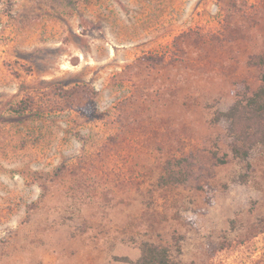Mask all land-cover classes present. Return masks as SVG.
I'll return each instance as SVG.
<instances>
[{
	"label": "rangeland",
	"instance_id": "obj_1",
	"mask_svg": "<svg viewBox=\"0 0 264 264\" xmlns=\"http://www.w3.org/2000/svg\"><path fill=\"white\" fill-rule=\"evenodd\" d=\"M263 76L264 0H0V264H264Z\"/></svg>",
	"mask_w": 264,
	"mask_h": 264
},
{
	"label": "trees",
	"instance_id": "obj_2",
	"mask_svg": "<svg viewBox=\"0 0 264 264\" xmlns=\"http://www.w3.org/2000/svg\"><path fill=\"white\" fill-rule=\"evenodd\" d=\"M222 116L230 124L232 153L236 159L247 162L257 147L264 149V76L262 85L251 96L238 99ZM187 180L188 174L178 172L174 183ZM177 252L180 254L181 248ZM123 260L127 264H183L174 258L169 247L153 243L143 244L138 260Z\"/></svg>",
	"mask_w": 264,
	"mask_h": 264
}]
</instances>
